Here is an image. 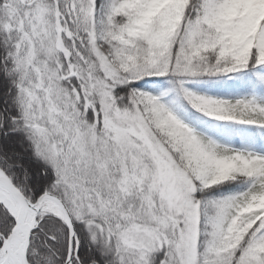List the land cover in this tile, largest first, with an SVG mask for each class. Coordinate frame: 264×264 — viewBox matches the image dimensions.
I'll return each mask as SVG.
<instances>
[{
    "label": "snow or ice",
    "instance_id": "1",
    "mask_svg": "<svg viewBox=\"0 0 264 264\" xmlns=\"http://www.w3.org/2000/svg\"><path fill=\"white\" fill-rule=\"evenodd\" d=\"M0 264H264V0H0Z\"/></svg>",
    "mask_w": 264,
    "mask_h": 264
}]
</instances>
